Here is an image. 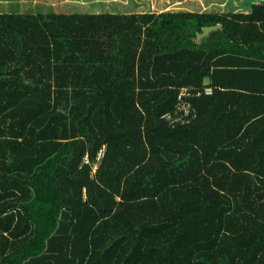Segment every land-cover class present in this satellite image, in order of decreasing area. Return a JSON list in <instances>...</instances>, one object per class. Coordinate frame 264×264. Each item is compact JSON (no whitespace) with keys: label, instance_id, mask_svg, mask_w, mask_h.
Returning <instances> with one entry per match:
<instances>
[{"label":"trees","instance_id":"trees-1","mask_svg":"<svg viewBox=\"0 0 264 264\" xmlns=\"http://www.w3.org/2000/svg\"><path fill=\"white\" fill-rule=\"evenodd\" d=\"M41 1L0 12V264H264V0Z\"/></svg>","mask_w":264,"mask_h":264},{"label":"crops","instance_id":"crops-1","mask_svg":"<svg viewBox=\"0 0 264 264\" xmlns=\"http://www.w3.org/2000/svg\"><path fill=\"white\" fill-rule=\"evenodd\" d=\"M0 12L9 11L12 3L19 1L20 11L23 13H35L41 0H1ZM44 3V2H43ZM43 3L41 5H43ZM44 10L49 12L48 7L68 6L78 4L87 6L86 12L82 13H117L132 14L143 12H163L171 11H196V12H226L249 13L251 1L248 0H45ZM71 9V8H70ZM12 10V9H11ZM72 10V9H71ZM68 13V12H66ZM219 29V28H218ZM206 36V35H205ZM204 37V36H202ZM201 37V38H202ZM197 38V40H201Z\"/></svg>","mask_w":264,"mask_h":264},{"label":"built area","instance_id":"built-area-1","mask_svg":"<svg viewBox=\"0 0 264 264\" xmlns=\"http://www.w3.org/2000/svg\"><path fill=\"white\" fill-rule=\"evenodd\" d=\"M211 91V88H206V92L210 93ZM188 94L187 89H184L179 95L176 110L173 113L169 112L164 115L169 124H182L186 121L190 113V104L185 99Z\"/></svg>","mask_w":264,"mask_h":264},{"label":"rangeland","instance_id":"rangeland-1","mask_svg":"<svg viewBox=\"0 0 264 264\" xmlns=\"http://www.w3.org/2000/svg\"><path fill=\"white\" fill-rule=\"evenodd\" d=\"M249 2V1H248ZM2 3H5V1H1L0 0V4H2ZM78 8H76V6L75 5H70V8L72 9H70L68 6H61V8L59 7V6H55V7H52L51 9H50V11H52V12H54V13H66V12H68V14H73L74 12H77V11H79V12H86L87 11V9H85L87 6H84V5H81V4H78V6H77ZM49 11V10H48ZM37 12H38V10H37Z\"/></svg>","mask_w":264,"mask_h":264},{"label":"water","instance_id":"water-1","mask_svg":"<svg viewBox=\"0 0 264 264\" xmlns=\"http://www.w3.org/2000/svg\"><path fill=\"white\" fill-rule=\"evenodd\" d=\"M220 24H215V25H205L202 27L200 32H197L196 36L197 38H201L202 36L208 35L211 31L220 28Z\"/></svg>","mask_w":264,"mask_h":264}]
</instances>
